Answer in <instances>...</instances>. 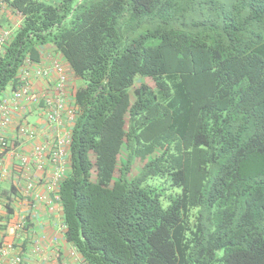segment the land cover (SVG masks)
I'll list each match as a JSON object with an SVG mask.
<instances>
[{
    "label": "trees",
    "instance_id": "16d2710c",
    "mask_svg": "<svg viewBox=\"0 0 264 264\" xmlns=\"http://www.w3.org/2000/svg\"><path fill=\"white\" fill-rule=\"evenodd\" d=\"M1 1L0 98L46 47L77 80L56 201L81 260L264 264V0Z\"/></svg>",
    "mask_w": 264,
    "mask_h": 264
},
{
    "label": "crops",
    "instance_id": "0c3cea01",
    "mask_svg": "<svg viewBox=\"0 0 264 264\" xmlns=\"http://www.w3.org/2000/svg\"><path fill=\"white\" fill-rule=\"evenodd\" d=\"M19 18L7 8L0 12V31L17 27ZM11 30V29H10ZM47 56L62 62L68 71L69 87L74 92L77 80L72 75L64 59L54 51L53 47H46L43 60ZM35 91H47L52 81L31 79ZM50 90V89H49ZM72 94V93H71ZM10 92L4 93L0 99L7 97L10 109V124L4 128L9 147L0 152V243L10 242L15 245L21 255V264H86L81 260L73 246L64 238V225L60 205L56 201L57 189L49 184L53 172L47 153L42 158V165L31 157L26 165H21L16 154H29L34 142H41L47 149L51 147L54 130L45 121L42 104L22 103L15 107L9 100ZM72 97V96H71ZM28 123L34 129V136L21 135L17 126ZM33 186L28 188V183ZM46 196L51 204L39 199ZM10 198V199H7ZM9 202L6 207L5 203ZM11 212L8 213L7 211ZM28 220H25V219ZM29 224L28 229L22 228ZM31 239L32 243L23 247L24 239ZM37 245L38 250H34Z\"/></svg>",
    "mask_w": 264,
    "mask_h": 264
},
{
    "label": "built area",
    "instance_id": "2783aa9c",
    "mask_svg": "<svg viewBox=\"0 0 264 264\" xmlns=\"http://www.w3.org/2000/svg\"><path fill=\"white\" fill-rule=\"evenodd\" d=\"M4 8L0 0V12ZM20 14H17L19 16ZM9 29L0 31V45L10 36ZM21 79L23 83L10 92L9 100L15 107L20 104L32 103L42 104L45 121L54 130L51 147L47 149L41 142H34L29 154H16L21 165H26L31 157L35 159L38 166L42 165V158L47 153V157L53 172L49 179L51 187L56 188L63 178L68 159V148L70 142L71 127L76 117V110L73 104V92L69 87V76L66 66L57 59L47 56L45 60L33 63L26 60L21 68ZM40 79L52 84L47 91H35L31 79ZM50 84V83H49ZM72 93V94H71ZM7 97L0 101V152L9 147V141L4 134V128L10 124V109ZM21 135L32 138L35 134L34 129L28 123H21L17 126ZM33 184L28 183L31 188ZM41 201L49 202L46 196H38ZM1 208V203H0ZM50 209H53L51 204ZM34 250H38L34 245ZM22 257L16 251L15 245L10 242L0 243V264H21ZM62 264H66L63 262Z\"/></svg>",
    "mask_w": 264,
    "mask_h": 264
}]
</instances>
